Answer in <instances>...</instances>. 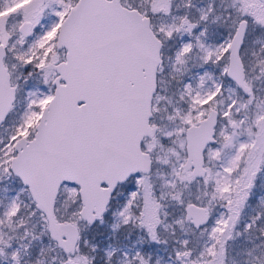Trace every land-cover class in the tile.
<instances>
[{
  "label": "snow or ice",
  "instance_id": "1",
  "mask_svg": "<svg viewBox=\"0 0 264 264\" xmlns=\"http://www.w3.org/2000/svg\"><path fill=\"white\" fill-rule=\"evenodd\" d=\"M0 264H264V0H0Z\"/></svg>",
  "mask_w": 264,
  "mask_h": 264
}]
</instances>
